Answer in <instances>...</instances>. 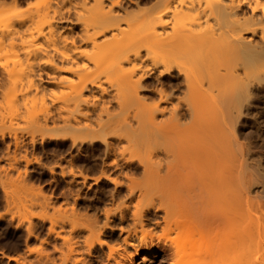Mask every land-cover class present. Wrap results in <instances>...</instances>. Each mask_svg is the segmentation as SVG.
Returning a JSON list of instances; mask_svg holds the SVG:
<instances>
[{"label": "bare ground", "instance_id": "6f19581e", "mask_svg": "<svg viewBox=\"0 0 264 264\" xmlns=\"http://www.w3.org/2000/svg\"><path fill=\"white\" fill-rule=\"evenodd\" d=\"M23 1L0 0L12 3L0 11V89L15 82L23 61L32 69L38 58L29 92H45L44 77L68 85L66 108L79 115L53 130L45 123L46 131L80 134L81 143L102 141L124 162L116 157L103 162L96 178L80 172L82 184L105 179L117 190L127 186L132 201L119 213L123 221L135 201L144 207L132 213L137 224L145 225L153 213L155 227L194 233L182 243L169 239L161 259L151 244V261L264 264V147L252 142L244 121L251 97L264 83V0H151L147 11L144 0H56L50 19L31 8L21 11ZM66 2L77 7L66 8ZM185 57L194 63L186 71L178 64ZM145 59L156 63L143 68ZM105 60L111 64L103 68ZM102 78H117L118 89L97 105L85 94ZM166 79L178 82L169 88ZM147 80L153 81L151 89L144 85ZM143 91L156 96L155 104ZM113 104L112 111L106 109ZM101 111L108 120L98 128L80 121ZM111 137L127 146H115ZM137 149L151 150V161L139 163L143 182L129 177L127 183L130 173L124 170ZM72 183L81 184L75 178ZM104 226L88 228L87 256L96 261L94 251L106 245L105 228L115 229ZM126 230L121 229L127 233L124 243L132 246V231ZM129 255L108 260L148 264L145 257L137 263ZM70 262L89 264L86 258Z\"/></svg>", "mask_w": 264, "mask_h": 264}, {"label": "rangeland", "instance_id": "374dc122", "mask_svg": "<svg viewBox=\"0 0 264 264\" xmlns=\"http://www.w3.org/2000/svg\"><path fill=\"white\" fill-rule=\"evenodd\" d=\"M54 2L56 0H24L21 11L31 8L32 12L41 11V17L45 12L50 19L55 8ZM11 5V2L7 4L1 2L0 11L6 10ZM76 5L66 2V8L72 7V10ZM142 6L143 11L151 10V0H144ZM42 43L40 39L37 44L42 45ZM185 58L178 62L184 71L190 70L192 68L190 66L194 64L189 57ZM151 60L145 59L141 66L151 68L156 63ZM12 61L10 68L14 66ZM109 64L111 60H105L103 68ZM16 67L20 68L18 64ZM39 67L38 58L32 69L36 71ZM32 69L23 61V67L18 69L20 74L15 82L9 81L11 85L5 82L0 89V216H3L0 219V264H53V262L64 264L67 261V264H72L71 260L82 258H86L89 264H102L100 263L102 259L103 264H113L114 260H108L110 256L118 258L120 255L128 256L129 253L137 263H142L147 258L148 264H158L155 260L151 261L152 256H149V253H153L151 244L157 246L155 255L161 259L166 256L161 247L168 244L169 239H177L182 243L185 239L194 236L192 231L184 233L176 230L175 227L174 229L155 227L152 224L153 221L155 223L153 213H149L150 216L147 215L144 219L145 225L137 224L133 220L132 213L144 207H137L135 201L130 206V211H127L129 213L127 221H123L120 211L132 201L127 195V186L117 190L105 179L97 184L94 180L82 184L84 181L80 172L90 177H99L100 172L103 171V162L108 163L116 157L115 159L119 158L117 160L124 163L121 160L122 156L119 153L115 156L108 153L107 146L102 141L81 143L80 134L74 135L64 129H59V133L46 131L45 123H48L50 130L61 128L66 120L74 121L79 114H72L66 108V96L70 92L67 84H62L63 86H60V83L53 84L44 77L45 92L39 93L38 96L35 92H29V80H32V77H29L34 73ZM182 80L183 78L179 81ZM152 82V80L144 82L147 89L148 87L151 89ZM177 82L166 79L169 88ZM117 83V78H102L97 80L96 87L85 95L98 105L102 99L108 100L116 94ZM262 86L251 97V105L247 109L248 114L244 121L249 127V137L252 142L264 147V138H262L264 87ZM142 95L147 99L150 98L148 102L150 101L151 104L154 100L157 101L152 93L143 91ZM177 95L184 98L181 92ZM115 107L116 104L107 105L106 109L112 111ZM101 114L98 112L92 117L81 118L80 121L89 127L98 128L101 121L108 120L107 113L101 111ZM109 142L118 147L127 146L126 141L119 142L112 137L109 138ZM128 153H125L127 158ZM133 155L136 159H131L132 163L124 170L125 174V171L130 173L126 179L133 177L134 180L139 179L137 183L140 180L143 182L144 171L139 163L151 161V150L137 149ZM74 178L81 184L72 183ZM129 179L126 181L123 178L127 183ZM166 206L168 207L169 204ZM159 214L162 216L163 212ZM106 223L111 224V227L113 225L115 229L105 228L103 239L106 245L102 249L97 247L98 249L94 251L93 255L100 257L96 261L93 256V258L87 256L88 245L92 242L88 228L91 224L103 228ZM122 227L127 229V232L132 231V246L125 245L124 239L127 233H121ZM30 230L34 231L32 235L28 232ZM57 235L59 239H56ZM7 257H13L17 262L10 261ZM120 260L124 264L128 262L127 259H125L126 263L124 259Z\"/></svg>", "mask_w": 264, "mask_h": 264}]
</instances>
